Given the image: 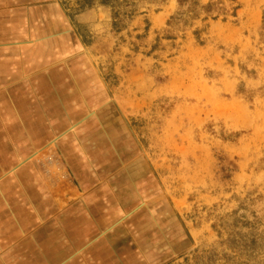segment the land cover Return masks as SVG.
<instances>
[{
    "label": "rangeland",
    "instance_id": "obj_1",
    "mask_svg": "<svg viewBox=\"0 0 264 264\" xmlns=\"http://www.w3.org/2000/svg\"><path fill=\"white\" fill-rule=\"evenodd\" d=\"M3 184L5 263L264 264V0H0Z\"/></svg>",
    "mask_w": 264,
    "mask_h": 264
},
{
    "label": "crops",
    "instance_id": "obj_2",
    "mask_svg": "<svg viewBox=\"0 0 264 264\" xmlns=\"http://www.w3.org/2000/svg\"><path fill=\"white\" fill-rule=\"evenodd\" d=\"M6 184V183H5ZM4 185V184H3ZM9 185H7V186H0V188H4V192H2V191H0V198L2 199V201H4L5 202V206L7 207V206H9L10 205V207H11V209H12V203H11V201L10 202H8V197H9V193H12V191H14L13 189H12V187H11V189H9L8 190V187ZM23 187V186H22ZM20 188V190L22 191V193H25L26 191H24V189L23 188ZM11 191V192H10ZM0 205H2L1 203H0ZM10 207H7L8 209H10ZM11 214V213H10ZM24 244H29L28 243V241L27 242H25ZM6 256V255H5ZM22 256H24V255H22ZM22 256L21 255H19V256H17V257H19V259H21L22 260ZM1 258H0V264H4L5 262H6V260H5V258L1 255L0 256ZM9 257V260H7V263H5V264H13L14 263V257L12 256V254L10 255V256H8ZM55 258V256L53 255L52 256V259H54ZM14 259V260H13ZM34 259V258H33ZM20 260V263L23 261H21ZM17 261V260H16ZM34 261H42L43 262V260L42 259H38V260H36V259H34Z\"/></svg>",
    "mask_w": 264,
    "mask_h": 264
},
{
    "label": "trees",
    "instance_id": "obj_3",
    "mask_svg": "<svg viewBox=\"0 0 264 264\" xmlns=\"http://www.w3.org/2000/svg\"><path fill=\"white\" fill-rule=\"evenodd\" d=\"M86 2H88V1H91V0H85ZM93 1H95V0H93ZM97 1V3H100L101 5H113L114 3H118V4H123V3H125V4H128L129 3V0H96ZM184 0H179V3L181 4V2H183ZM215 18V17H214ZM235 222H237V221H235ZM242 225H246V224H244L243 222H240ZM260 237H261V235H259ZM251 241L250 242H252V244H253V247L252 246H250L249 247V249L251 250V252L253 251V250H255V249H257L258 247H260V246H257V248L255 247V244L257 243L256 242V239H255V235L254 234H251ZM259 239V238H258Z\"/></svg>",
    "mask_w": 264,
    "mask_h": 264
}]
</instances>
